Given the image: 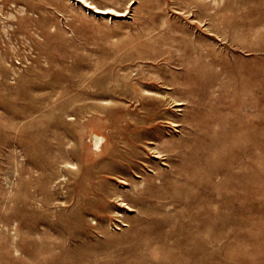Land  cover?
<instances>
[{"label":"rangeland","instance_id":"rangeland-1","mask_svg":"<svg viewBox=\"0 0 264 264\" xmlns=\"http://www.w3.org/2000/svg\"><path fill=\"white\" fill-rule=\"evenodd\" d=\"M86 1L0 0V264H264V0Z\"/></svg>","mask_w":264,"mask_h":264},{"label":"bare ground","instance_id":"bare-ground-1","mask_svg":"<svg viewBox=\"0 0 264 264\" xmlns=\"http://www.w3.org/2000/svg\"><path fill=\"white\" fill-rule=\"evenodd\" d=\"M85 3H87V6H89V7H93V4H90V3H88L86 0H83ZM94 7H95V10L96 11H99V12H101V13H104V14H109V12H111V11H115L114 9H112L111 7H105V8H100V7H97V6H95L94 5ZM98 12V13H99ZM117 14H121V13H119L118 11H115ZM123 13V12H122ZM152 95V94H151ZM153 97V96H152ZM152 97H150V99H152ZM154 100V99H153ZM156 100V99H155ZM180 102H178L177 104H179ZM100 140V137H98V138H96L95 139V144L96 145H98V141ZM172 160V159H171Z\"/></svg>","mask_w":264,"mask_h":264}]
</instances>
